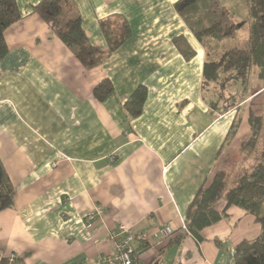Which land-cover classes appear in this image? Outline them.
Listing matches in <instances>:
<instances>
[{
  "label": "crops",
  "instance_id": "1",
  "mask_svg": "<svg viewBox=\"0 0 264 264\" xmlns=\"http://www.w3.org/2000/svg\"><path fill=\"white\" fill-rule=\"evenodd\" d=\"M40 1L17 0L22 18L4 34L0 160L14 205L0 212V260L96 264L115 251L111 234L124 224L143 238L136 248L147 246L137 264H235L236 247L260 236L254 216L232 206L200 243L185 223L201 187L235 156L244 168L242 145L252 135L250 114L220 112L203 88L205 62L222 53L212 56L195 38L178 0H69L100 49L103 23L115 28L123 19L132 31L89 70L35 12ZM219 2L234 18V8L249 18L246 0ZM180 37L195 52L190 60L177 49ZM105 79L114 93L100 102L94 90ZM139 86L147 99L131 118L124 104ZM97 207L103 215L87 219ZM216 208L223 212L226 202Z\"/></svg>",
  "mask_w": 264,
  "mask_h": 264
},
{
  "label": "trees",
  "instance_id": "2",
  "mask_svg": "<svg viewBox=\"0 0 264 264\" xmlns=\"http://www.w3.org/2000/svg\"><path fill=\"white\" fill-rule=\"evenodd\" d=\"M246 3L248 21H236L219 0H178L175 4L176 11L189 30L204 44L232 38L247 23L250 24V35L245 42L226 50L217 61L209 59L204 65L203 88L210 94L211 105L223 113L238 106L239 102L233 101L235 98H228L227 93L235 85L246 87L254 68L260 70V78H264V0H246ZM69 11L71 14L67 13ZM35 12L89 70L103 65L132 36L129 24L123 19L119 20L115 28L110 23H103L107 41V49L104 50L91 44L83 30L81 16L72 10L69 0H41ZM21 18L17 0H0V60L8 51L5 31ZM175 44L185 59L194 57L195 52L184 38L176 39ZM113 93V84L108 79L100 82L94 90V96L100 102ZM146 99L147 88L139 86L124 104L127 114L131 118L140 116ZM249 123L252 135L242 145V150L252 153L261 137L263 119L250 113ZM237 128L238 123H235L227 142L234 137ZM228 184V172L221 170L208 187L200 188L187 212V232L200 243L206 228L226 218L230 207H238L255 217L261 226V233L257 239L243 241L236 247L235 264H264V148L257 164L249 172L240 175L234 187L229 188ZM222 200L226 202V208L219 212L216 207ZM13 205L14 188L0 160V212ZM146 248V245L137 248L139 253L133 255L134 264H137L141 252ZM0 264L24 263L16 258H3Z\"/></svg>",
  "mask_w": 264,
  "mask_h": 264
},
{
  "label": "rangeland",
  "instance_id": "3",
  "mask_svg": "<svg viewBox=\"0 0 264 264\" xmlns=\"http://www.w3.org/2000/svg\"><path fill=\"white\" fill-rule=\"evenodd\" d=\"M236 9L239 8H234L233 10H231V12H234L236 15L235 20L246 21L243 18L245 17V15L238 14V12L240 11ZM248 20L249 19H247V21ZM249 35L250 24L247 23L245 27L239 30L234 37L221 42L208 41L205 45L207 46V49H209V52H212V56H214L216 53L219 55L221 53L223 54L228 49L239 46L241 43L245 42L249 38ZM259 72L260 70L254 68L251 71L250 79L246 87L236 85L233 86L227 93L228 98H235L233 101L239 102L236 108H240L238 111L241 113L240 115L242 116V118H246L249 116L250 113H252L254 115L261 116L263 119L262 133L256 150L252 153L248 150H244L245 154L241 156L239 165L241 164V166L244 168H241L240 166L237 167L236 163L238 159L236 156L231 160L229 166L227 167L229 168L226 170L228 172L229 188L234 187L237 184L240 175L247 171H250V169H252L253 166L257 164L259 155L261 154L264 148V78H260ZM244 88L246 89L244 90ZM243 160H245L244 163L242 162Z\"/></svg>",
  "mask_w": 264,
  "mask_h": 264
},
{
  "label": "built area",
  "instance_id": "4",
  "mask_svg": "<svg viewBox=\"0 0 264 264\" xmlns=\"http://www.w3.org/2000/svg\"><path fill=\"white\" fill-rule=\"evenodd\" d=\"M103 213L104 210L101 207H97L93 213L85 217L93 221L98 216H102ZM111 239L115 241V251L99 256L96 264H134L133 255L139 253L135 247V242L143 238L132 232L126 225L120 224L118 233L111 234ZM11 259H14V257H11Z\"/></svg>",
  "mask_w": 264,
  "mask_h": 264
}]
</instances>
